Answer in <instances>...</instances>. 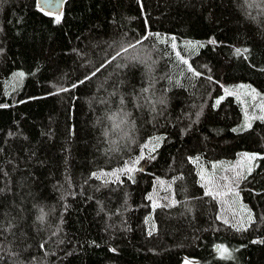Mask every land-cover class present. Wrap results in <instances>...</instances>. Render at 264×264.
Returning a JSON list of instances; mask_svg holds the SVG:
<instances>
[{
    "label": "trees",
    "instance_id": "16d2710c",
    "mask_svg": "<svg viewBox=\"0 0 264 264\" xmlns=\"http://www.w3.org/2000/svg\"><path fill=\"white\" fill-rule=\"evenodd\" d=\"M60 17L0 0V264H264V0ZM240 159L238 225L202 169Z\"/></svg>",
    "mask_w": 264,
    "mask_h": 264
},
{
    "label": "rangeland",
    "instance_id": "374dc122",
    "mask_svg": "<svg viewBox=\"0 0 264 264\" xmlns=\"http://www.w3.org/2000/svg\"><path fill=\"white\" fill-rule=\"evenodd\" d=\"M144 161H145V158L141 160L140 164H138L136 167H139V165L144 164ZM248 162L249 161L246 159H240L235 163V166L233 168L226 167L225 169H221L222 167L217 164L211 170H206L204 168L202 169V181L206 189L208 190V192L212 193L213 195L218 194L219 196L218 195H215V196L219 197L220 199H223L222 201L224 203V208L222 210L223 217L227 220L228 219L232 220L231 223L233 222L238 225L243 224V223L245 224L246 223L245 221L247 220L249 221V216L246 215V218L248 219L244 220L245 215L243 216V213L242 215L239 213V210L236 207L237 202L235 201V194L230 193L232 191H229V190H231L232 187H230L227 182L229 179L233 180V178H236V176L239 175V172H235L237 168L247 170ZM227 174L228 176H226ZM157 193L158 191L156 192V194ZM228 199L231 201V203H229L227 206ZM242 212H246L244 208L242 209ZM234 216H235V219H234Z\"/></svg>",
    "mask_w": 264,
    "mask_h": 264
},
{
    "label": "snow or ice",
    "instance_id": "6c2138e0",
    "mask_svg": "<svg viewBox=\"0 0 264 264\" xmlns=\"http://www.w3.org/2000/svg\"><path fill=\"white\" fill-rule=\"evenodd\" d=\"M44 14H45V15H50V13L47 12V11H45ZM60 19H61L60 15H59V14H56V15H55V20H56L57 23L60 22ZM195 46H196V45H192V47H195ZM130 47H135V44L130 45ZM200 47H203V45H200ZM123 50H124L125 52H127V51H128V48H124ZM244 51H247V50L245 49ZM237 52L239 53L240 50H237ZM119 55H120V52H117V53H116V56H119ZM116 56H113L112 59H115ZM183 63H184V64H187V61L185 60V61H183ZM188 71H193V70H192L191 67H189ZM94 74H95V73H93V75H94ZM20 75H23V74H20ZM193 75L198 76V75H200V74L197 73V72H193ZM86 79H88V78L86 77ZM83 82H84V81H81L80 83H83ZM76 86H77V85H73V87H76ZM62 90H63V91H67L68 89H62ZM144 91H147V89H145ZM226 91H227V90H226ZM253 92H255V90H253ZM162 102H163V101H161V103H162ZM216 103L219 104L220 101L217 100ZM260 118H261L262 120H264V117H260ZM246 127H250V124L246 125ZM156 139H160V138H156ZM147 148H148V144H145V145L143 146V148H142L141 155H140L137 159H135L134 161H132V162H131V165H129V164L126 162L125 166H124L122 169H119L118 171L121 172V173L129 174V178H132V177H131V173L137 170V169H136V165L140 164V161L143 160V159L145 158L144 155H143V150H144V149H147ZM152 150L154 151V149H152ZM246 158H247L248 160H254V159H256L255 156H247ZM248 171H249V173H250V172H251V168H249ZM101 175H105V174L102 173ZM111 175H115V173H111ZM206 194H207V193H206ZM156 206L158 207L159 205H156ZM40 219L43 220V216H41ZM249 220H251V217H250V216H249ZM225 223H227V221H225ZM238 230H239V229H238ZM149 234H151V233H149ZM221 252H222V254H223L224 252H226V250L221 249Z\"/></svg>",
    "mask_w": 264,
    "mask_h": 264
},
{
    "label": "water",
    "instance_id": "95a60500",
    "mask_svg": "<svg viewBox=\"0 0 264 264\" xmlns=\"http://www.w3.org/2000/svg\"><path fill=\"white\" fill-rule=\"evenodd\" d=\"M67 0H37L38 7L43 11H47L50 15H61L65 9Z\"/></svg>",
    "mask_w": 264,
    "mask_h": 264
}]
</instances>
